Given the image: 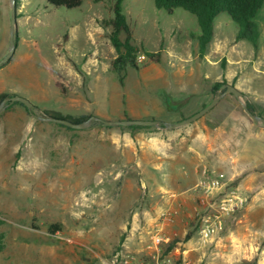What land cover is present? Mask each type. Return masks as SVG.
Returning <instances> with one entry per match:
<instances>
[{"label": "rangeland", "instance_id": "obj_1", "mask_svg": "<svg viewBox=\"0 0 264 264\" xmlns=\"http://www.w3.org/2000/svg\"><path fill=\"white\" fill-rule=\"evenodd\" d=\"M114 1L83 0L68 8L16 0V48L3 64L10 68L0 87L27 97L34 107L29 111L16 101L0 112V264H115L120 250L145 255L158 232L191 264H264V167L245 156L241 144L264 129L241 104L249 102L256 114L264 111V7L255 17L257 45L237 38L238 25L227 13L216 17L215 44L209 45L217 59L216 80L201 81L198 93L186 94L178 80L173 83L167 59V87L145 76L146 58L119 80L108 23ZM123 11L141 53L166 50L190 35L196 43V16L180 7L167 13L154 0H125ZM10 24V0H0V59L9 50ZM221 82L238 86L243 96L224 94L184 127L203 129L214 141L212 150L203 149L205 139L198 146L199 166L208 162L224 171L248 202L206 242L195 230L200 175L168 165L169 156L191 162L186 147L175 144L166 151L156 136L130 133L128 126L94 120L76 129L37 117L73 119L89 111L103 120H175L180 111L194 113L219 96ZM254 141L264 148V136ZM185 180L196 183L183 192ZM167 211L173 212L172 222L163 220Z\"/></svg>", "mask_w": 264, "mask_h": 264}, {"label": "crops", "instance_id": "obj_2", "mask_svg": "<svg viewBox=\"0 0 264 264\" xmlns=\"http://www.w3.org/2000/svg\"><path fill=\"white\" fill-rule=\"evenodd\" d=\"M199 29L200 27L199 28L196 27V31L198 34V35L196 34L195 36L196 43L193 42L194 37L192 38V36L190 35L189 37H186L184 41L179 42L178 45L175 46L174 44L170 43V45L166 47V50H160L161 51L160 61L155 62V61L150 60L149 63L145 67L142 68V71L145 72V76L148 75V77L150 78L149 80L163 84L164 87H167L168 84L171 83L170 78H169L170 75L168 74L169 70L166 68V65L164 64L167 59L168 60L167 64H170V66L172 65L173 67L172 69L173 83H176V80H178L179 82L178 81L177 82L180 83L182 87H184V93L186 94H189V93L193 94L194 92L198 93L200 91L199 87L201 86L200 85L201 81L205 82L208 80V83H209V80L211 78L213 80H216L217 59L214 57L213 55L214 53L211 52V50H209L211 44H215L216 31L214 29V36L210 43V46L208 47L205 54L201 56L199 47L197 46L199 44V41H198V36L200 33ZM186 40L187 42L185 43ZM192 43L195 45L196 48H190ZM149 51H158V50H149ZM262 51L264 52V50ZM204 66L206 67L204 74L198 76L197 73H198L199 68L201 70V68ZM0 67H3L0 72V80H1L2 78L6 76V74L9 73L8 70L10 66L0 65ZM164 69H166L167 71ZM260 79L264 81V76H261ZM205 85L207 87V83H205ZM10 91L11 90L7 91L4 87H0V94L9 93ZM242 92L244 91L242 90ZM262 93L264 94V91ZM201 100L202 102H206V99H201ZM260 100H261V105L264 109V96ZM123 104H125V102H123ZM196 110L198 111L199 109H196ZM188 111H190V109H187L184 113L180 111V114L177 117V119L164 121V122H170V123L177 122L193 114V113H188ZM80 113H82L83 115L91 114L89 113V111L87 112L80 111L79 115H82ZM263 113H261V116L264 117ZM122 114H125V110L122 111ZM128 129L130 133L135 132L138 135L147 133V134L156 136L155 137L156 144L158 143V145H160L161 147L166 148V151H168L169 148H171L175 144L183 145V148L186 147V150H185L186 155H188L189 157L188 156L187 157L190 158L192 161L188 162L185 159H183V162H180L176 160V158H170L171 156H169V158L167 159L169 160L168 165H171L170 168H174V166H177V167L182 166L184 168V173L189 172L190 174L192 175L196 174L197 176V174L200 175V170L203 165H209L208 162H206L199 166V163L197 162V160H199L201 156V152L198 146L201 145L203 139H205L204 144H203L204 150L207 148L212 150L214 148V144H213L214 141L207 139L205 135L206 133L203 131V129H199V128L196 129L193 126L192 127L181 126V127H175V128H168V127L155 126V125H150V126L141 125V127L128 128ZM261 136H264V129H260L256 133L251 132L250 134H248V136H246V139L243 142H241V144L244 146L242 150L245 151V156H247L251 160H255L258 166L264 167V148L262 147V145L254 141V140L260 139ZM194 182H192V186H190V184H188L186 180L181 181L180 185L182 187H180L181 188L180 191L185 192L187 191L188 188H192L193 184L196 183ZM174 230H175L174 234H177V231L179 229L174 228Z\"/></svg>", "mask_w": 264, "mask_h": 264}, {"label": "trees", "instance_id": "obj_3", "mask_svg": "<svg viewBox=\"0 0 264 264\" xmlns=\"http://www.w3.org/2000/svg\"><path fill=\"white\" fill-rule=\"evenodd\" d=\"M55 6H65L68 8L81 5L83 0H47ZM99 1V0H95ZM125 0H115L113 4L114 16L108 23L112 26L110 40L116 49V56L112 60V67L118 73L119 80L123 81L124 71L128 67L138 69L141 63L137 58L140 54H144L145 58L155 62L160 61L161 51L143 50L141 53L139 47L133 43V32L127 22L126 15L123 11V2ZM157 8L164 9L167 13H172L175 8H182L196 16L197 23L200 27L198 36L199 50L201 56L205 54L214 36V22L218 15L227 13L229 17L238 25L237 38L246 39L252 44L257 45L260 35L258 24L255 20L257 13L263 8L264 0H154ZM124 33L125 38L122 39L120 34ZM5 63V62H4ZM3 63V64H4ZM1 64V65H3ZM224 83H219L220 85ZM10 95L9 93H1L0 101ZM16 102V101H15ZM19 102V101H17ZM21 105L23 103L19 102ZM207 105V104H205ZM203 105L202 107H204ZM249 109L254 112L252 104L247 102ZM201 107V108H202ZM200 108V109H201ZM31 111V110H29ZM49 114V113H48ZM91 115H81L74 117V122L86 120ZM95 123H102L95 121ZM103 124V123H102ZM69 127V126H68ZM109 127V126H108ZM141 125H129L128 128H137ZM196 218V217H195ZM195 230H197L198 221H195ZM190 236V233L187 234ZM174 241L171 240L165 252L174 247Z\"/></svg>", "mask_w": 264, "mask_h": 264}, {"label": "built area", "instance_id": "obj_4", "mask_svg": "<svg viewBox=\"0 0 264 264\" xmlns=\"http://www.w3.org/2000/svg\"><path fill=\"white\" fill-rule=\"evenodd\" d=\"M143 63L145 55L137 58ZM197 200L194 215L197 218V235L202 242L208 241L216 232L223 229L226 219L242 209L248 202V195L242 191L224 171L216 170L208 165H203L200 176L194 187ZM172 211L164 212L163 220H174ZM170 238L161 232L153 237L149 246L150 251L140 256L133 252L120 250L115 253V264H191L186 256L176 254L174 247L164 252L163 244H168Z\"/></svg>", "mask_w": 264, "mask_h": 264}, {"label": "water", "instance_id": "obj_5", "mask_svg": "<svg viewBox=\"0 0 264 264\" xmlns=\"http://www.w3.org/2000/svg\"><path fill=\"white\" fill-rule=\"evenodd\" d=\"M11 3V24H10V37H9V50L5 56H3L0 59V65L6 62L7 60L10 59L12 54L15 51L16 45L14 41V32L15 28L17 26V8H16V0H10ZM220 90H222V93L213 98L211 102H209L207 105L199 109L198 111L194 112L188 117H185L177 122H164L160 120H142V119H123V120H103L100 119L96 116L91 115L89 118L86 120H83L81 122H74L72 120H69L67 118H59V117H54V116H37L38 118L41 119H47L50 121L58 122L61 124H64L66 126H69L71 128H76V129H82L85 127H88L92 121H100L103 124L107 126H129V125H144V126H150V125H155V126H163V127H168V128H175V127H181L184 125H187L191 123L192 121L196 120L198 117L202 116L204 113H206L208 110H210L216 103L217 101L226 93H233L237 98H241L243 96L242 90H240L236 85L229 83V82H224L220 85L219 87ZM19 101L23 103L29 110H31L34 107L33 102L28 99L27 97H24L19 94H11L8 96H5L1 101H0V112L8 105L11 103ZM241 104L243 106L244 111L256 122L264 125V117L256 114L255 112H252L247 103L244 101H241Z\"/></svg>", "mask_w": 264, "mask_h": 264}]
</instances>
